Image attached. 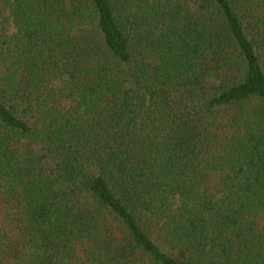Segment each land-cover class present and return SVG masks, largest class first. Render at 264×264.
Listing matches in <instances>:
<instances>
[{"label":"trees","instance_id":"obj_1","mask_svg":"<svg viewBox=\"0 0 264 264\" xmlns=\"http://www.w3.org/2000/svg\"><path fill=\"white\" fill-rule=\"evenodd\" d=\"M0 264H264V0H0Z\"/></svg>","mask_w":264,"mask_h":264}]
</instances>
